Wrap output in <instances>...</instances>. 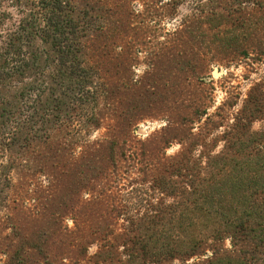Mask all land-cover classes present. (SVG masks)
Listing matches in <instances>:
<instances>
[{
  "label": "rangeland",
  "instance_id": "rangeland-1",
  "mask_svg": "<svg viewBox=\"0 0 264 264\" xmlns=\"http://www.w3.org/2000/svg\"><path fill=\"white\" fill-rule=\"evenodd\" d=\"M27 1L0 0L6 29L29 12ZM75 4L76 16L95 31L85 40L86 60L104 90L98 103L71 114L98 123L85 125L86 118H78L83 127L72 148L85 155L71 164V152L65 153V171L44 168L56 144L19 156L10 169L2 168L9 159H0V173H10L12 180L10 185L0 179V264L20 259L24 264H129L125 240L105 249L102 240L126 234L127 220L143 222L176 202L157 187L162 179L178 181L172 172L182 154L200 167L224 156L230 165L223 174L230 171L228 178L238 183L244 175L237 173L251 171L252 156L264 146L257 136L264 133V0ZM40 48L53 57L49 46ZM30 82L12 88L21 91ZM207 172L210 177L213 168ZM46 177L58 180L48 184ZM219 186L209 194L228 189ZM81 237L84 250L79 251L75 245ZM237 244L227 236L217 263H243ZM252 257L264 259V251ZM214 259L209 253L170 264ZM245 259L249 262L243 264H253L250 256Z\"/></svg>",
  "mask_w": 264,
  "mask_h": 264
},
{
  "label": "trees",
  "instance_id": "trees-1",
  "mask_svg": "<svg viewBox=\"0 0 264 264\" xmlns=\"http://www.w3.org/2000/svg\"><path fill=\"white\" fill-rule=\"evenodd\" d=\"M76 1L28 0L29 12H23L18 23L9 29L5 28L6 13H0V159H9L3 169L16 167L19 156L39 153L51 144L57 148L52 159L45 158L43 162L50 171L68 168L65 153L71 152V164L85 155L83 150L78 153L72 148L80 137L79 127H83L78 118H86L85 125L94 127L98 121L90 122L82 113H71L84 112L86 105L98 103L104 88L99 83L101 77L86 60L85 40L95 31L90 23L76 16ZM40 45L49 46L53 57ZM26 80L31 82L21 91L13 90L12 83ZM59 136L64 141L58 142ZM257 136L264 140V133ZM96 146L99 143L93 145ZM252 157V170L237 173L236 177L244 175L237 183L235 177L228 178L230 171L223 174L230 165L224 156L211 157L207 166L200 167L198 160L182 154L172 172L178 181L162 179L157 187L164 195L176 196V202L163 205L156 210L157 215L143 222L127 220L126 234L114 233L103 239L101 248H112L119 239L125 240L129 264H170L178 259L208 258L209 253L215 259L203 264H221L217 263L219 244L230 236L238 243L243 263L249 262L247 256L253 264L264 262L252 257L253 253L264 251V146ZM208 167L213 168L210 177ZM0 179L12 183L10 173L1 172ZM57 180L58 177H46L45 182ZM218 185L228 189L210 195L208 189ZM227 191L229 195H224ZM149 206L153 211L156 208ZM81 240L75 245L79 251L84 250L85 237ZM24 263L19 260V264Z\"/></svg>",
  "mask_w": 264,
  "mask_h": 264
}]
</instances>
